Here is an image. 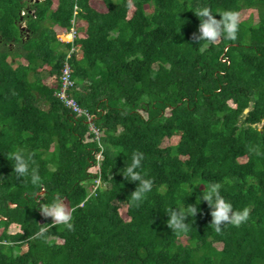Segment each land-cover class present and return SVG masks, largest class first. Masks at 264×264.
Returning a JSON list of instances; mask_svg holds the SVG:
<instances>
[{"label":"trees","instance_id":"16d2710c","mask_svg":"<svg viewBox=\"0 0 264 264\" xmlns=\"http://www.w3.org/2000/svg\"><path fill=\"white\" fill-rule=\"evenodd\" d=\"M92 1L0 0V264H264V0H104L107 11ZM202 7L255 8L259 21L208 45ZM66 63L82 114L57 96ZM21 149L39 186L13 171ZM133 152L153 181L138 206L139 182L122 174ZM98 178L110 188L91 194ZM212 184L248 220L217 233L201 199L187 231L173 232L165 209L194 207ZM57 196L70 231L45 225L41 205ZM41 227L46 240L34 238Z\"/></svg>","mask_w":264,"mask_h":264},{"label":"clouds","instance_id":"9594fccd","mask_svg":"<svg viewBox=\"0 0 264 264\" xmlns=\"http://www.w3.org/2000/svg\"><path fill=\"white\" fill-rule=\"evenodd\" d=\"M40 1V0H38ZM197 17L200 19L198 28V40L206 41L208 45L215 44V42L223 36L226 40L235 41L240 29V16L235 11H224L213 13L208 7H202L194 10ZM219 14L220 18H216ZM203 50V49H201ZM144 155L142 152H133L131 155V163L126 164L122 174L124 178L131 182H139L136 190L131 194V199L137 206L143 203L147 194L152 191L153 181L145 179L137 169L142 167ZM9 160L12 163L13 171L16 173L17 178H30L33 185H40V176L38 169L32 167V158L30 154H26L23 149L17 150L12 153ZM195 185L191 186V193ZM221 185L212 184L206 186L205 190L198 196L197 203L194 207L188 208H173L165 209L169 219L167 220L168 226L173 232H186L188 217L196 216L198 212V204L201 199L206 201L211 209L212 221L211 226L215 232L220 233L222 227L232 225L239 227L242 223L246 222L249 218L250 210L243 208L242 210H235L233 204L221 194ZM191 205V204H190ZM41 212L45 217H51L52 223L45 224L51 226L64 225L67 230L73 229L72 214L68 211L63 198L57 196L47 205H41ZM48 229L41 227L35 234L36 239H47Z\"/></svg>","mask_w":264,"mask_h":264},{"label":"rangeland","instance_id":"374dc122","mask_svg":"<svg viewBox=\"0 0 264 264\" xmlns=\"http://www.w3.org/2000/svg\"><path fill=\"white\" fill-rule=\"evenodd\" d=\"M92 3H93V6L97 10H100V11H107L108 10L107 5L105 4L104 0H93ZM134 9L135 8L132 7V9L129 11V13H128L129 16H131L133 14ZM148 9H149L148 12L152 11L151 8H148ZM22 15H25V11L22 12ZM239 16H240V19H243V20L249 19L251 17L252 21L254 23H257L259 21L258 10L255 8L254 9L253 8L252 9H244L239 13ZM21 24L24 25V27L26 26L25 21H23ZM82 24H84V23L81 22V25ZM71 29L72 28L65 30V32L59 37V40H61V42H65V43L73 42V37L71 36V33H70ZM248 110H249V108H248ZM96 136L100 140L103 136V133H96ZM179 140H180L179 135L173 136L172 138L167 137L164 139L162 146L177 145ZM103 157L104 156H103L102 151L97 152L96 158H97L98 162H100L103 159ZM99 167L96 168V171H98ZM99 187H102L103 189H109L110 185L107 184V182H104L102 178H98L97 180H95V185L93 186V188L90 187V193L96 194L97 188H99ZM41 193H44V191H41ZM64 203L66 204L68 211L71 213V207L69 205V202L64 200ZM119 204H121L119 206L120 213L122 214V216L125 219H128V216H127V208L128 207H127V205L125 203H119ZM42 216L45 217L43 214H42ZM23 248H25V247H22V250H24Z\"/></svg>","mask_w":264,"mask_h":264},{"label":"built area","instance_id":"2783aa9c","mask_svg":"<svg viewBox=\"0 0 264 264\" xmlns=\"http://www.w3.org/2000/svg\"><path fill=\"white\" fill-rule=\"evenodd\" d=\"M78 8V6H76ZM75 24V20L73 21ZM71 36L73 39L76 37L77 31L76 28L72 27ZM72 67L69 63H66V66L64 68L63 74L61 76V88L60 91L57 92V96L64 100L68 106H70L74 111H76L78 114H82L84 112L83 108L78 104V102L73 98L70 97L69 90L73 88L75 85L74 79H72ZM90 121H93V117L90 115ZM92 130L96 133H100L99 128H97L94 125H91ZM96 128V129H95Z\"/></svg>","mask_w":264,"mask_h":264},{"label":"crops","instance_id":"0c3cea01","mask_svg":"<svg viewBox=\"0 0 264 264\" xmlns=\"http://www.w3.org/2000/svg\"><path fill=\"white\" fill-rule=\"evenodd\" d=\"M47 76H48V75H47L46 73H44V77H45V79H47Z\"/></svg>","mask_w":264,"mask_h":264},{"label":"water","instance_id":"95a60500","mask_svg":"<svg viewBox=\"0 0 264 264\" xmlns=\"http://www.w3.org/2000/svg\"><path fill=\"white\" fill-rule=\"evenodd\" d=\"M249 110L248 109H246V112H248Z\"/></svg>","mask_w":264,"mask_h":264}]
</instances>
